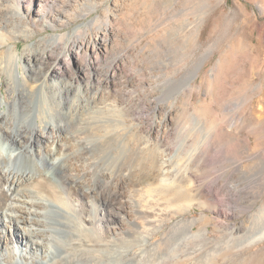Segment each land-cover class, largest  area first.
<instances>
[{
	"label": "bare ground",
	"instance_id": "obj_1",
	"mask_svg": "<svg viewBox=\"0 0 264 264\" xmlns=\"http://www.w3.org/2000/svg\"><path fill=\"white\" fill-rule=\"evenodd\" d=\"M84 1L0 0V39L33 37L29 20L65 27L76 20ZM49 37L22 52L17 44L0 52V83L6 74L5 84L15 94L9 110L0 109V264H217L227 258L230 264H255L239 259V253L264 239V220L250 215L240 225L228 222L243 210L224 204L223 178L208 173L209 161L197 153L199 157L176 160L190 133L205 126L193 118V129L176 131L168 109L164 118H157L165 105L153 95H147L146 106H137L144 98L132 89L144 83L138 77L126 74L121 86L110 90L125 66L123 57L112 62L105 77L97 78L100 88L64 82L70 58L74 61L79 55L74 47L66 56L45 55L40 49ZM80 42L93 57L92 67L108 50L106 40L98 37ZM78 68L86 79L83 64L79 62ZM192 74L188 85L196 73ZM3 104L0 99V108ZM147 109L153 113L148 125L141 120V125L127 126L122 119L127 113L140 120ZM191 163L206 168V173L195 172ZM154 184L166 187L168 198L176 195L188 208L198 200L200 206L215 201L216 222L228 230L226 238L219 241L215 236L212 251L203 245L200 251L165 252L161 242L133 251L148 243L152 232L169 218V210L158 203L151 206L142 195L136 198L140 192L153 193ZM95 198L102 206L99 215ZM167 203L170 207L173 202ZM207 217L197 230L193 219L179 222L178 230L189 235L194 230L193 236L202 237ZM258 264H264V258Z\"/></svg>",
	"mask_w": 264,
	"mask_h": 264
},
{
	"label": "rangeland",
	"instance_id": "obj_2",
	"mask_svg": "<svg viewBox=\"0 0 264 264\" xmlns=\"http://www.w3.org/2000/svg\"><path fill=\"white\" fill-rule=\"evenodd\" d=\"M41 24L40 20H29L35 30L29 39L12 38L6 42L0 39V52L14 44L21 52L29 46L35 48L39 40L50 36L40 49L45 55L66 56L73 47L79 55L74 61L68 56L72 62L69 71L62 76L64 82L74 85L86 82L96 89L101 87L97 78L105 77L115 59L125 58V66L116 73L118 79L109 89L117 90L128 74L138 77L144 83L132 89L135 93L140 91L144 98L137 106H146L147 95H153L165 105L163 114H158L157 118H164L168 109L172 112L176 131L193 129L194 119L202 123L205 130L190 133L188 145L179 149L176 160L181 162L201 154V158L209 161L208 173L223 178L224 204L244 212L230 217L228 222L240 225L250 215H259L264 220V0H85L71 24L59 28ZM21 29L17 28L16 35H20ZM97 37L106 40L108 50L92 67L91 53L79 43ZM79 62L83 64L86 79L79 76ZM192 73L196 74L188 85ZM5 76L3 74L0 83V99L4 102L0 109L7 111L15 94L7 88ZM77 76L82 79L79 81ZM141 115L143 118L139 120L132 119L127 113L121 114L123 121L128 122L127 126L141 125V120L148 125L153 116L151 110L147 109ZM190 166L198 173L207 171L197 163ZM154 187L150 189L152 196L148 193L145 197L140 192L135 197L141 199L142 195L141 200L145 198L149 205L158 203L160 209L169 210V218L152 232L148 243L134 246L133 251L158 242L165 252L200 251L203 245V249L212 251L214 241L211 240L215 236L219 241L226 238L228 230L216 222L215 201L200 206L198 200L188 208L176 195H172L173 199L170 196V200L166 187L156 184ZM166 198L173 202L170 207ZM95 199L96 208H100L99 215L102 206ZM202 217L209 219L208 229L205 228L202 237L193 236L194 230L190 231L192 237L178 230L179 222L192 219L197 220L193 229L205 226ZM259 242L251 248L241 247L239 259H252L258 264L264 258V239ZM230 260L220 259L217 264H230ZM164 264L181 263L165 261Z\"/></svg>",
	"mask_w": 264,
	"mask_h": 264
}]
</instances>
